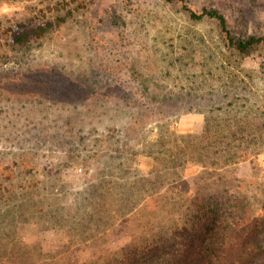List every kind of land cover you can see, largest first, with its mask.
I'll use <instances>...</instances> for the list:
<instances>
[{
  "label": "rangeland",
  "instance_id": "rangeland-1",
  "mask_svg": "<svg viewBox=\"0 0 264 264\" xmlns=\"http://www.w3.org/2000/svg\"><path fill=\"white\" fill-rule=\"evenodd\" d=\"M203 7L264 34V0H0L1 262L106 264L196 197L264 206V46L234 51Z\"/></svg>",
  "mask_w": 264,
  "mask_h": 264
},
{
  "label": "trees",
  "instance_id": "trees-1",
  "mask_svg": "<svg viewBox=\"0 0 264 264\" xmlns=\"http://www.w3.org/2000/svg\"><path fill=\"white\" fill-rule=\"evenodd\" d=\"M186 10L192 19L215 20L227 45L239 54L249 55L264 46V34L237 35L229 27L225 14L215 7ZM50 25L49 22L17 25L10 39L17 44L30 42L42 36ZM14 185H0V195H13ZM25 192L29 191L22 193ZM193 202L184 224L174 226L164 237L132 247L106 264H264V206L255 209L226 192L199 196ZM16 253L18 249L14 247L0 246V257H14Z\"/></svg>",
  "mask_w": 264,
  "mask_h": 264
}]
</instances>
